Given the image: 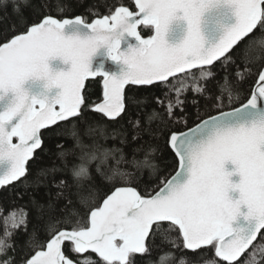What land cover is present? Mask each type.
<instances>
[{"label":"snow or ice","instance_id":"snow-or-ice-1","mask_svg":"<svg viewBox=\"0 0 264 264\" xmlns=\"http://www.w3.org/2000/svg\"><path fill=\"white\" fill-rule=\"evenodd\" d=\"M222 2L236 23L205 47L202 15ZM136 5L138 14L118 7L88 23L75 15L84 6L76 0H0V165L7 164L0 186L21 185L19 196L27 197L26 212L0 223V264H142L144 257L175 264L173 253L185 257L180 264H264V0ZM177 18L187 22V35L170 44L165 35ZM140 24L155 34L142 39ZM67 25L85 34L65 35ZM126 34L139 44L125 52ZM104 45L128 66L119 77L90 71V57ZM54 57L70 69L53 71ZM98 75L103 99L90 107L81 89ZM29 77L60 91L51 100L29 95L22 87ZM139 89L150 90L146 101ZM99 121L122 125L117 138L144 159L86 143ZM62 136L73 145L59 143ZM154 151L172 157L164 169L153 163ZM141 168L157 174L142 180ZM142 184L154 187L142 193ZM240 216L246 226L234 227ZM21 234L31 246L17 248ZM172 234L168 246L156 240Z\"/></svg>","mask_w":264,"mask_h":264},{"label":"trees","instance_id":"trees-1","mask_svg":"<svg viewBox=\"0 0 264 264\" xmlns=\"http://www.w3.org/2000/svg\"><path fill=\"white\" fill-rule=\"evenodd\" d=\"M77 3L83 4V7H78L75 10V15H81L82 18L86 19L87 21L91 20L94 17L97 16H103V15H109L110 11L113 12L116 7L118 6H127L131 10H134L133 0H76ZM94 6V7H93ZM89 9H91V14H89ZM5 15V12L3 10H0V18H2ZM60 17V16H57ZM61 18V17H60ZM139 32L143 36L150 35L152 32V27L141 25L139 27ZM255 71V68L253 69ZM195 75L198 76L199 72H195ZM129 86L126 85V89ZM248 87L247 84L243 85V88L246 89ZM150 90H144L139 89L138 92V98L141 101H146ZM83 97H86V99L89 102V106H93L96 102H98L102 98V85H101V77L97 76L95 78H90L86 80L84 89H83ZM187 98L189 100H192L193 94L191 92L187 93ZM196 99H200L199 97H196ZM201 104H203V100H201ZM239 104H236L237 106ZM194 109L189 108V111H193ZM215 114V113H213ZM83 120V118H82ZM122 125H118L115 123H109L107 121H99V122H93V127L96 129V132L85 139V142H91L93 139L96 140V142L101 143L105 148H120L124 151L125 155L128 156L129 159H138L142 160L144 159L143 153H138L135 157H132L130 155V150L128 146L121 142V139L117 138V133L120 131ZM70 127V126H69ZM103 128L105 131L103 133L100 132V129ZM183 130V129H181ZM59 143L61 144H67L68 146L73 145V138L71 136H62ZM158 147L157 142H153V149L155 150ZM47 151V148L45 149ZM153 155L157 157V159L153 160L154 164L159 165L160 169H164L165 165L169 164L171 162L172 157L170 155H167L165 153H161L159 151H154ZM160 156H164L163 163H160V160L158 159ZM99 163V160L97 161ZM103 167H107V165H104ZM127 171H133V169H125ZM167 172L173 173L174 171L171 168L167 169ZM157 173L154 172L151 169H145L141 168L138 170V176L142 180H149L153 178ZM134 186V185H129ZM152 187H154V184L152 185H146L142 184L137 190L144 192V189L147 188L148 192L152 191ZM22 189L21 185H17V190H13L10 187H0V214H2V219H0V223H2L3 220H7L9 225H11V219L13 215H18L21 211L26 212L27 209L24 208V205L27 203V197L20 198L19 196V190ZM167 225L165 224V227ZM172 239H175V234H172L169 236L168 240H164L161 237L157 236L156 240L162 245L168 246L170 244V241ZM16 245L17 248L20 247H29L32 244V241L29 237L25 235H17L16 237ZM171 247H175V245H171ZM212 250H209L208 256L206 258L211 257ZM163 253H161L162 255ZM14 255L13 252H9V256ZM94 255V254H93ZM176 261L185 258L182 257L179 253H173L172 254ZM142 264H154L152 257H144V260ZM200 264H203V260L200 261Z\"/></svg>","mask_w":264,"mask_h":264},{"label":"water","instance_id":"water-1","mask_svg":"<svg viewBox=\"0 0 264 264\" xmlns=\"http://www.w3.org/2000/svg\"><path fill=\"white\" fill-rule=\"evenodd\" d=\"M133 5H134V10H131L129 7L122 5L118 7H126L129 9V11L138 14L139 10L136 5V0H133ZM104 16L106 15L94 17L87 22L91 23L96 19H102ZM61 18H70V17H61ZM235 23H236V16L234 15V11L231 8V6L226 3L222 2L216 7H211L207 9L202 15L201 25H200L201 32L204 37L205 47H209L217 43L224 34L225 29ZM141 25L143 24L137 26V31L142 39H148L149 37L155 34L154 29L152 28V32L150 35L147 36L141 35L139 32V27ZM64 32L65 35H73L74 33L77 32H79L81 36L85 34L75 25H67L64 29ZM186 35H187V22L183 19L177 18L170 23L169 30L165 35V39L170 44H178L184 39ZM138 44L139 42L134 37L128 36L126 34L121 39V51L126 52L129 50L130 47H137ZM49 66L53 71H68L71 67V64L70 62H65L60 57H54V58H50ZM127 70H128V66L122 60L120 61L114 60L108 55V49L106 45L99 47L96 50V52L93 53V55L90 57V71L93 72L100 71L102 73H107L109 75H115L119 77L123 72ZM95 77H87L85 79L84 85L81 89L82 96H83V89L86 80ZM100 77H101V85H102V98L98 102L102 101L103 92H104V78L102 76ZM45 84L46 81L43 78L29 77L26 81H24L22 87L28 92L29 95H36L38 97H42L46 95L49 98V100H51L53 97H55L56 94H58L60 89L56 86H53L52 88L48 89L45 87ZM13 95L14 94L9 91L7 93V98H11ZM238 106L239 105H237V107ZM57 110H59L58 106H57ZM13 142H16V138H14ZM6 167L7 164L0 165V171L4 170V168ZM225 169L226 171L232 173L229 179L233 183H238L240 177L239 174L235 171V165L232 164L231 161H227L225 163ZM172 174L174 175L175 173L173 172ZM230 195L232 196L233 199H237L239 193L238 191H230ZM242 211H246V209H242ZM246 224L247 222L244 220L243 216L238 217L237 220L233 222L234 227H244L246 226Z\"/></svg>","mask_w":264,"mask_h":264},{"label":"clouds","instance_id":"clouds-1","mask_svg":"<svg viewBox=\"0 0 264 264\" xmlns=\"http://www.w3.org/2000/svg\"><path fill=\"white\" fill-rule=\"evenodd\" d=\"M176 264H180V260L176 261Z\"/></svg>","mask_w":264,"mask_h":264},{"label":"rangeland","instance_id":"rangeland-1","mask_svg":"<svg viewBox=\"0 0 264 264\" xmlns=\"http://www.w3.org/2000/svg\"><path fill=\"white\" fill-rule=\"evenodd\" d=\"M11 221H12V219H11Z\"/></svg>","mask_w":264,"mask_h":264}]
</instances>
